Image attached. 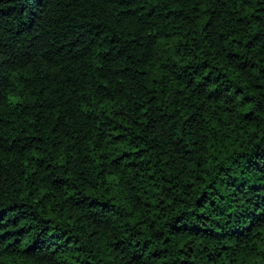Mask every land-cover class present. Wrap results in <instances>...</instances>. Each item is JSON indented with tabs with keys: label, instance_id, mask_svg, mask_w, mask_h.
I'll list each match as a JSON object with an SVG mask.
<instances>
[{
	"label": "trees",
	"instance_id": "obj_1",
	"mask_svg": "<svg viewBox=\"0 0 264 264\" xmlns=\"http://www.w3.org/2000/svg\"><path fill=\"white\" fill-rule=\"evenodd\" d=\"M0 264H264V0H0Z\"/></svg>",
	"mask_w": 264,
	"mask_h": 264
}]
</instances>
